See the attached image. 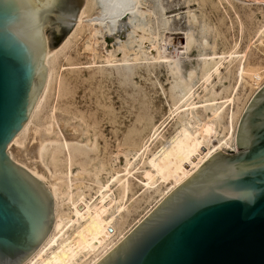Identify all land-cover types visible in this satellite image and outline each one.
<instances>
[{
    "label": "bare ground",
    "instance_id": "bare-ground-1",
    "mask_svg": "<svg viewBox=\"0 0 264 264\" xmlns=\"http://www.w3.org/2000/svg\"><path fill=\"white\" fill-rule=\"evenodd\" d=\"M177 6L178 4L174 5V0H169V8ZM187 10L185 15L188 20L183 29L179 15L166 17L163 0H156V4H152L150 0H84L73 30L68 36L66 35L67 37L65 36L58 48H54L56 50L48 49L47 34L44 29L46 53L43 64L47 69L46 81L28 120L8 144L7 152L16 163L48 188L54 203V223L40 246L21 264H96L131 230L119 234L123 221L129 213L128 210L125 211V215L120 213L124 206L122 203L130 189L127 177L126 180L123 178L122 183L114 182L116 177L112 178V176L104 183L96 180L98 190L95 196L86 198L80 192L75 194L72 190L70 192L71 184L68 186L70 182L66 175L64 177H67V181L59 176L64 180L60 183L59 179V185L51 183L52 180H48V183L42 175L44 172L49 176L62 175L65 169L70 172L73 166H84L90 161L89 148L74 142L75 137L72 139L73 136L65 130L66 128L61 131L56 125L52 112L54 109L51 111L52 106L49 103L54 94L56 99L66 98L69 94L68 84L59 80L57 65L59 60L63 59L67 66H77L72 63L70 53L75 48L77 38L84 31L91 35L93 33L100 35L96 42H92L95 37L92 38V35L90 37L92 39L88 38V41L93 44L90 42L89 45L85 44L89 46H86L89 55L83 67L87 66V69L92 67V73L85 80L86 82L102 79L106 66L114 67L123 79L132 76L133 68L144 67L145 75L142 77L147 80L153 78L152 80L159 87L160 96L168 104V116L165 115V118L157 123L151 114L156 104L145 91H141V95L131 103L133 109L131 127L152 126L138 148L133 150L130 159H127L129 151L126 153L125 169H123L126 173L124 174L127 175V171L145 166V169L152 173V179L143 184L148 199L153 194H159L158 201L155 202L158 204L194 174L213 154L221 151L222 147L227 151L234 150V136L241 114L237 113L239 110L234 114L233 110L242 100L241 96L247 82L244 80L242 83V79H246L242 74L248 53L239 55L237 52L222 51L216 62L212 57H204L205 47L208 46L203 35L204 26L189 8ZM91 45L95 47L99 45L100 51ZM194 53L196 59L191 61ZM98 62L103 65H96ZM252 67L253 65H250V68ZM161 75L164 76V80L168 78L167 80L170 81L168 86H164ZM232 75L240 79L241 85L237 86L238 89L235 90L233 97H228L226 94L230 85L225 87L223 81ZM214 78L221 85L219 90L215 87L216 82L213 83ZM200 92H203L202 97L199 96ZM218 101L223 103L218 104ZM223 105L228 106L229 116L231 119L234 117L235 123L232 122L230 126L227 140L224 141L223 138L213 140L215 128L224 118L223 112L220 111ZM47 107L49 112L43 118L44 121H40L39 116ZM65 112L67 114V111ZM132 132L134 130L130 133L128 130L126 137ZM157 143L160 148L153 154L151 146ZM22 161H28L29 164L24 165ZM140 167L135 170L139 171ZM100 169L96 170L98 175L102 170ZM162 189L164 190L161 191ZM64 203H69L68 211L71 214H68L69 218L67 217L66 222L62 221L66 219L65 214L62 220V215L60 217ZM115 214H118V219L113 218Z\"/></svg>",
    "mask_w": 264,
    "mask_h": 264
},
{
    "label": "water",
    "instance_id": "water-1",
    "mask_svg": "<svg viewBox=\"0 0 264 264\" xmlns=\"http://www.w3.org/2000/svg\"><path fill=\"white\" fill-rule=\"evenodd\" d=\"M82 4L0 0V264L23 263L54 223L48 188L7 147L46 81L44 29L56 48ZM235 149L213 154L96 264H264V84L239 118Z\"/></svg>",
    "mask_w": 264,
    "mask_h": 264
},
{
    "label": "rangeland",
    "instance_id": "rangeland-1",
    "mask_svg": "<svg viewBox=\"0 0 264 264\" xmlns=\"http://www.w3.org/2000/svg\"><path fill=\"white\" fill-rule=\"evenodd\" d=\"M150 1L152 4H156V0ZM82 2L84 4V0H82ZM185 3L188 4L185 5ZM175 4H178V6L169 8V0H163V6L167 12L166 17L179 15L180 23L182 25L181 27L184 29L185 22L188 20V17L185 15V13H187V8H189V11H192L199 22L203 24V35L206 37V41L208 43V46L205 47L204 50V57H212L214 59L213 61L216 62V58L222 51L229 53L237 52L239 55L245 52L248 53L247 61L244 64L242 74V76L246 78L242 79V83H244V80H247V82H245L246 84L241 96L242 100L238 103L239 107L236 105L233 110L234 114L237 110H239L237 111V113L239 112V115L242 114L245 106L248 104L252 96L264 84V0H174V5ZM196 27L198 28V26ZM72 30L73 27L67 36ZM45 32L47 34L46 29ZM95 34L96 35L93 33L92 36L87 31H84L77 38L75 48L70 53V56L72 57V63L77 64L78 67H69L67 66L68 64L65 62V60H59L57 65V74L59 76V80L62 83L65 82L68 84L69 94L66 95V98L64 97L61 99H56L54 94L50 98L51 100L49 102L52 106L51 111L54 109L52 112L56 125L61 131L66 128L65 130H67V132L73 136L72 139L75 137L73 139L74 142H78L80 145L83 144L82 146L89 148L90 153L88 154V157L90 161L84 166H73L70 172H68L69 170L65 169L63 174L61 173L63 176L57 174V176L52 175V177L49 176L47 172L42 173V175L43 177L45 176V180H52L51 183L53 182V184L57 185H59L61 181H67L68 179L70 182L68 183V186L71 184L69 187L70 192L71 190L72 193L74 192L73 194L80 192L86 196V198H90L92 195L95 196L96 191L98 190V185L95 184L96 180H98L100 183H104L112 176V178L116 177L114 178V182L120 181L122 183L127 177L130 189L125 197V201L122 203V206L124 204L122 207L124 212L121 210L120 213L125 215L126 210H128L129 213L126 215V219L123 221L122 227L119 231V234H125L138 222H140L144 216H146L150 209L156 205L155 202L158 201L159 197V194H153L151 198H147L148 195H146L143 184L150 181L153 175L145 169V166H138L135 168L137 170L140 167L141 169L139 171H136L135 169H133L134 171L129 170L127 171L128 176L125 175L126 173L124 170V165L126 153L129 151V153H127L129 154L127 159H130L131 155L133 154V150L138 148L152 126L149 125L145 128L131 127V111L133 110L131 108V103H133L138 95H141V91H145L147 96L153 98V101L156 104L152 108L151 114L154 117V121L157 123H159L163 117L165 118V115L166 117L168 116V104L166 103L165 99L160 96L159 87L154 83L152 80L153 78L151 80H147L142 77L145 75L144 67L133 68L131 71L132 76L123 79L121 78L120 74L118 75L117 70L114 69V67L106 66L102 79L93 80V82H86L85 80L92 73V67L90 69H87V66L84 68V64L87 63L89 55V50H87V47L89 46L87 45H89L90 41H88V38L91 36L93 38L95 36L94 38L96 39H90L93 40L92 42H96L100 35H97L99 33ZM66 37H64V39ZM92 42H90V44ZM60 44L56 48H58ZM85 44H87V47ZM91 47H94V49L100 51L99 45L96 47L95 45H91ZM195 56L196 55L194 53V55H192L191 61L196 59ZM100 64L102 63L98 62L96 65ZM250 65H253V67L250 68ZM163 75H161L163 78V84L164 86H168L170 81L167 80L168 78L166 79L167 81L164 80ZM239 80L240 79H237L236 76L232 75L223 81L225 87L230 85L226 96L233 97L235 90L241 85V81ZM83 81H85V83ZM215 82V87L217 90H219L221 85L217 82L216 78H214L213 83ZM202 93L203 92H200L199 96ZM202 95L200 97H202ZM217 103L222 104L223 101H218ZM103 107H106V109ZM48 110L49 108L47 107L44 112L40 114V121H44L43 118L46 116V114H48ZM65 111H67V114ZM220 111L223 112L224 118L223 121L215 128V137L213 140H220L223 138L225 141L229 138L230 126L235 119L234 117L231 119L229 116L230 112L227 105H223ZM167 129H169V127ZM128 130L129 133L134 130V132L129 134V138L126 137ZM36 131H38V129ZM135 131L138 133H135ZM64 136L67 137V134L64 133ZM136 138H138V140ZM159 148L160 147L158 143L155 144V146H151V153H157ZM225 150L226 148L222 147L221 151L227 152V150ZM234 150L236 152L235 136ZM22 162L24 165L29 164L27 163L28 161ZM31 167L34 168L33 166ZM98 169H100L103 173L100 171L98 175V173H96V170ZM82 170L83 172H80ZM131 171L135 173L132 174L133 172ZM64 175H66L68 178L66 176L64 177ZM59 176H61L64 180ZM56 181L58 182L56 183ZM63 189L64 191H67L65 188ZM163 190L164 189L161 191ZM64 204L63 205L65 207L62 206L63 210L61 209L60 217L62 215V220L65 214L66 219L64 218L62 221L66 222V220L69 218V215L71 214L70 211H68L70 210L69 203ZM65 210L67 213H65ZM113 218L118 219V214H115Z\"/></svg>",
    "mask_w": 264,
    "mask_h": 264
},
{
    "label": "built area",
    "instance_id": "built-area-1",
    "mask_svg": "<svg viewBox=\"0 0 264 264\" xmlns=\"http://www.w3.org/2000/svg\"><path fill=\"white\" fill-rule=\"evenodd\" d=\"M233 151H235V150H233Z\"/></svg>",
    "mask_w": 264,
    "mask_h": 264
}]
</instances>
